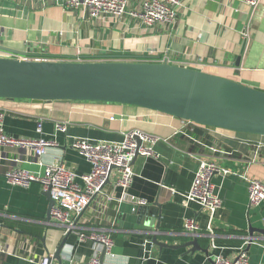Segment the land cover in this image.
Here are the masks:
<instances>
[{"label": "crops", "instance_id": "crops-1", "mask_svg": "<svg viewBox=\"0 0 264 264\" xmlns=\"http://www.w3.org/2000/svg\"><path fill=\"white\" fill-rule=\"evenodd\" d=\"M175 23L145 29L136 19L118 22L92 20L81 11L67 10L52 2L0 0V48L47 60L102 61L124 56L130 61L166 57L168 64L198 70L264 92V0L251 10L240 0H178ZM6 52L0 51V56ZM4 132L16 138L55 139L36 164L31 153L20 148H0V264H30L41 256L54 255L64 240L63 230L50 218L48 202L37 184L27 189L12 187L4 174L19 168L42 173L45 165L61 158L76 174L90 171L89 164L69 148L73 139L120 142L122 134L140 131L157 139L153 157L137 156L129 193L144 199V218L132 205L115 201L120 190L110 183L77 221V231L106 232L113 240L108 264H211L209 256L235 258L240 249L249 264H264V236L249 228H264V205L248 203L251 180L264 186V137L206 128L135 106L97 102H49L0 99ZM66 122L64 134H54V123ZM37 161V160H36ZM214 162L228 174H217L212 183L221 200L214 215L212 233L206 230L208 214L197 205L184 207L182 194L191 185L199 162ZM171 190V191H170ZM193 219L199 230L186 232L184 220ZM158 224V230L155 229ZM168 246H181L194 237L201 252L186 254V248L154 246L152 237ZM211 241L217 247H210ZM96 245L78 243L70 234L60 253L61 264H84Z\"/></svg>", "mask_w": 264, "mask_h": 264}, {"label": "built area", "instance_id": "built-area-1", "mask_svg": "<svg viewBox=\"0 0 264 264\" xmlns=\"http://www.w3.org/2000/svg\"><path fill=\"white\" fill-rule=\"evenodd\" d=\"M44 4L52 2L67 10L81 11L92 20H107L118 22L123 18L136 19L145 29L154 25H171L175 23L180 6L178 0H36ZM252 11L258 6L260 0H240ZM15 58L13 54L5 56ZM21 59V57H16ZM25 59V58H24ZM30 60H47L36 56H27ZM79 61V59H75ZM81 61V60H80ZM142 62L167 63L166 57L147 58L138 60ZM136 61V62H138ZM4 112L0 110V148L12 147L24 149L31 153L36 164L42 165L41 158L49 149L56 148L58 143L52 138H43L41 124L36 126L37 139L16 138L4 132ZM66 122L54 123V134H64L67 131ZM157 139L140 131H130L122 134L120 142H92L87 139H73L69 148L74 150L90 166V171L85 174H76L65 166L61 158H56L45 168L42 173L30 172L19 168H12L4 174L6 183L12 187L27 189L32 184H37L41 191L49 192L53 207L50 210L51 220L63 230V235L73 234L78 243L91 242L96 245L94 255L84 264H108L100 262V255L113 258L111 250L113 240L104 231L89 230L86 233L77 231V221L85 210L98 197L105 203L113 201L111 194L105 193V183H111L113 188L120 190L117 203L127 202L132 205V210L146 207V201L132 196L128 191L134 174L131 163L135 154L141 157L156 158L153 145ZM138 143H140L138 145ZM37 160V161H36ZM225 176L227 170L220 168L214 162H199L194 173L189 190L182 194V203L188 207L190 203L197 205L200 210L208 214L206 230L212 233L214 215L221 207V200L214 190L212 179L215 175ZM171 191V190H170ZM248 203L251 206L264 205V186L257 180H251L247 188ZM186 232L196 234L199 230L193 219H186L183 223ZM148 253L151 255L154 245L150 242ZM210 247L217 249L211 241ZM211 264H249L248 256L243 249L235 258H225L221 255L209 256ZM30 264H59L51 255L45 254L37 261L30 260Z\"/></svg>", "mask_w": 264, "mask_h": 264}, {"label": "water", "instance_id": "water-1", "mask_svg": "<svg viewBox=\"0 0 264 264\" xmlns=\"http://www.w3.org/2000/svg\"><path fill=\"white\" fill-rule=\"evenodd\" d=\"M0 51L21 57H0V99L33 104L97 102L135 106L197 126L264 137V92L219 76L167 63L130 61L124 56L102 61L30 60L27 53L4 48ZM137 156L136 153L134 158ZM43 196L48 202L49 221L54 202L49 192ZM134 212L139 220H145V207ZM148 219L145 221L150 224ZM255 232L264 236V228H249L248 242H252ZM68 236L53 257L59 264ZM151 243L159 248H186V254L201 252L208 256V249L200 248L196 237L181 246L162 244L156 236ZM103 258L104 252L101 263Z\"/></svg>", "mask_w": 264, "mask_h": 264}]
</instances>
